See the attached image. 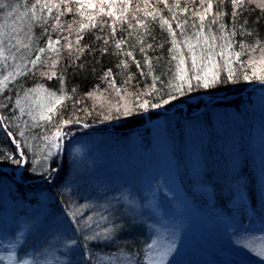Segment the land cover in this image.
<instances>
[{"label": "trees", "instance_id": "obj_1", "mask_svg": "<svg viewBox=\"0 0 264 264\" xmlns=\"http://www.w3.org/2000/svg\"><path fill=\"white\" fill-rule=\"evenodd\" d=\"M12 7L8 9H0V30L7 31L9 35L18 36L19 40L27 41L31 47L29 49L20 46L18 49H11L18 59L16 64H28V61L41 55V61L51 55L55 60V54L45 52L39 53L41 47L47 45V39H61V46L66 41L63 36H68L73 41L74 47L76 33L79 28L78 23L73 21H82L78 13L65 14L61 17V24L65 27L63 31H53L50 25L53 21L49 20L47 25H42L34 21H30L31 15L29 8L34 0H4ZM99 6V0H93ZM169 4H175L176 0H168ZM212 13L205 19L204 28L197 27L200 24L198 17L193 16V11H202L200 0H179L180 8L169 12L163 4H156V0H151L150 5L146 9L152 12L154 8L159 9L166 19L172 23L173 30L176 31V39L178 47L173 52L172 36L166 31V26H161L159 15L156 21H152L150 17H145V12H135L136 4H141L143 8V0H131L132 7L129 8L127 19H131L135 15L141 19H146L150 24V33L143 30L133 31L128 28V24H121L116 21V31L113 34L109 24L112 18L103 14H98V9H85V15L92 13L95 15V21H108V24L86 29L81 35L83 39L80 41L79 47H83V52L77 54L75 51L70 55L69 52L62 48L60 63L54 69L56 76L51 79L41 75L42 71H48L43 64H38L36 69L27 75L14 77L9 82V86L3 92H0V116L5 117L8 127H0V189H3L8 196L11 207L7 210L18 214H26L29 212L27 207H38L45 205L50 207V211L61 216L63 221L61 225L60 242H71L75 240L77 243L74 248V255L80 258V261L70 264H104V257L107 256L106 264H146V259L151 252L150 240L145 236L143 230L138 229L135 225L126 226L120 237L113 242L107 244L104 248L97 244V241L85 240L84 236L75 232L76 229L69 224L64 223L66 212L72 211V206L80 203L79 199L73 194H66L64 186L69 178L71 169L74 167L68 154L69 145L75 140H99L103 144L106 142H151L154 138L166 137L169 127L162 125H145V115L156 118L161 112L159 110H171V107L185 105L187 113H191L190 121H202L205 126V134L208 143L205 145V156L208 163V176L202 182V188L193 190L185 185V180L179 173V187L184 190L187 198V206L193 208L196 215L203 216L206 221L219 220L228 228L235 227V223L240 224L239 214L236 213L234 204L239 198L246 208L245 224L252 231L261 232L264 229V157H259V150L264 152V132L257 135L247 134L244 138L241 135L244 144H240L239 149L234 145L235 135L231 134L225 127L220 130L218 127V119L216 113L221 112L226 120L232 119V114L246 115V113H255L264 108V83L256 78L244 80L242 73L247 71L251 77L253 68L247 65L249 54L241 55L240 60L244 66L235 62L234 52L239 51L240 44L264 45V9L256 7V5H246L242 13L238 17H234L232 13L237 11L232 7L230 0L217 6V0H212ZM19 5V7H16ZM72 7H76L75 0ZM120 0H115V15L121 14ZM108 11V5H105ZM219 10L224 12L222 18L217 17L216 24H209V20ZM187 8L188 11H183ZM27 13V15H24ZM55 15V11L53 13ZM175 15L181 22L187 20L183 29L176 26V21L170 18ZM225 23L226 30H219V23ZM243 21L241 25L240 21ZM71 24V30L68 25ZM235 25V27H233ZM15 30V31H14ZM183 31V35L181 32ZM235 31L236 35L231 36L230 32ZM131 33V35H130ZM199 33V34H198ZM251 33V35H249ZM211 35H215L217 39L213 41ZM144 40V44L139 43V39ZM223 37H227L232 41V48L225 52V56L215 55L221 51L224 45ZM109 43L106 45L104 40ZM123 39L121 49L131 51L136 60L141 61L145 71H147L146 59H151L153 75L160 79L157 81L156 87L163 88L167 82L173 79L175 74V66L178 63L180 53H183L185 64L189 75L192 74L193 65L191 55L188 52L187 44L193 45V51L197 56V66L207 68V59H201L202 53L205 55L209 51L213 53V59L217 62L218 67L213 71L218 72L220 81L210 88L199 87L193 92L178 97L169 105H165L159 109H149L147 112L136 110V114L132 118L115 117V108L129 103L137 97L136 93H143L149 90L153 75L142 76L139 69L131 57H126L123 52L119 55L115 47L116 41ZM208 39V44H205ZM15 43V39L12 40ZM152 44L151 49L147 48V44ZM160 45H163L161 47ZM212 45V48H209ZM145 48V52H141V47ZM23 54V58L21 56ZM173 54L177 55V60H172ZM260 49L257 48L255 53H251L259 60ZM231 56V67L235 70L236 75L240 77L236 80H227L228 65L225 64L227 57ZM127 60L128 67H122V62ZM12 60L8 61V65H12ZM50 64L51 61H48ZM257 75L264 71L255 69ZM8 69L5 68L0 75H6ZM111 71V78L115 81V87H111L109 79L105 77ZM132 77L131 80L128 78ZM127 81V83H125ZM163 81V83H161ZM48 92H56L62 97L60 104H55L53 98L47 95ZM119 89V92H117ZM35 90V91H33ZM163 93H161L162 95ZM140 99L156 103L159 97L155 94L150 96H140ZM21 102L24 111L21 113L20 108L16 106V101ZM40 103V104H39ZM37 104L34 110L33 105ZM52 104L56 111L47 113L48 106ZM39 105V106H38ZM178 110V111H177ZM180 112L179 109H175ZM41 113H47L53 117L52 121L39 119ZM106 115L113 118L105 119ZM33 116L37 119H33ZM229 118V119H228ZM64 121H71L67 125ZM218 121V122H217ZM60 125L64 132L71 131L72 135L67 137L64 143L65 153L62 159L60 157H51L49 169L56 168L59 171L50 173L51 177L56 174L55 180L46 178L43 173L35 174L34 167L36 159L43 155L48 141L45 136H51L55 132V126ZM84 125H87L85 127ZM112 128H108L109 126ZM178 131L176 134L183 132V123L174 124ZM227 126V124H225ZM229 125V123H228ZM170 129V128H169ZM7 131H11L15 137L7 136ZM23 132L24 135L19 134ZM249 132V130H248ZM245 136V135H244ZM167 138H170L167 136ZM250 138V139H249ZM20 144L17 149L16 144ZM25 152L28 164L16 165L12 163L11 157H18L19 151ZM239 150L244 155L242 157V166L238 172H232L229 164V155ZM59 154V153H58ZM253 162V163H252ZM255 162V163H254ZM33 171H26L28 166ZM62 165L61 169L58 167ZM22 168L20 178H15V171ZM5 169V170H4ZM217 171V172H216ZM45 186H43V185ZM39 185V186H38ZM43 186V187H42ZM167 207H164V210ZM59 216V217H60ZM67 220V219H66ZM262 224V225H261ZM89 243V244H88ZM86 244V246H85ZM106 254V255H105ZM128 256V257H127ZM0 264H4L0 261Z\"/></svg>", "mask_w": 264, "mask_h": 264}, {"label": "rangeland", "instance_id": "obj_2", "mask_svg": "<svg viewBox=\"0 0 264 264\" xmlns=\"http://www.w3.org/2000/svg\"><path fill=\"white\" fill-rule=\"evenodd\" d=\"M257 68L264 71V64L257 63ZM36 105H33L34 110ZM159 111L161 113L154 119L146 114L145 125L169 127L166 137L157 136L150 143L126 144L82 139L69 145L68 154L74 167L64 192L75 195L80 203L72 206L71 212H66L64 223L76 229L77 235L109 233L112 236L110 242L120 237L126 226L133 224L150 240L151 252L146 264H264V229L252 231V224L247 228L246 208L239 198L234 207L240 216V224L235 223L232 228L219 220L206 221L186 205L188 200L179 187L178 174H182L188 188H202L209 172L204 150L208 143L204 131L206 124L201 120L190 121L192 114L187 113L185 105ZM230 117L232 119L227 121L223 113H216L218 127L220 130L225 127L235 135L233 143L238 149L244 144L241 135L246 138L249 133L264 132V108ZM177 122L183 123L180 136L175 135L180 129L174 126ZM66 139L60 141L59 151L51 149V157L61 159ZM49 149L50 145L43 150L42 157L36 159L40 163H35V174L49 169ZM243 156L239 150L229 155L232 172H238ZM258 156L264 157L263 150H259ZM15 173V178L19 179L22 168L16 169ZM55 177L56 174L51 179L55 180ZM8 206L11 207L8 196L0 189V261L4 264L80 261L74 255L75 246H71V242L58 240L63 221L60 215L49 210L50 207H27L29 212L18 214L10 210L5 213L4 208ZM74 212L76 216L72 218ZM110 242L101 237L97 244L104 248ZM106 259L107 256L104 264Z\"/></svg>", "mask_w": 264, "mask_h": 264}, {"label": "snow or ice", "instance_id": "obj_3", "mask_svg": "<svg viewBox=\"0 0 264 264\" xmlns=\"http://www.w3.org/2000/svg\"><path fill=\"white\" fill-rule=\"evenodd\" d=\"M114 2L115 0H99V6L93 2V0H75L76 7H72L74 0H34L33 3L30 5H25L29 8V11L31 13L29 19L30 21H34L36 23L47 25L48 21H53V24L50 25L53 31H63L64 25L61 24V17H63L65 14H72V13H78L81 17H83L82 21H73V23H78L79 28L76 33V40L74 47L73 41L69 39L68 36H63V40L66 41V43L61 46V39H47V45L45 47H41L38 51L40 54L45 53L46 51L55 54L56 59L53 60L52 56L49 55L45 61H41V55L35 56V58H32L28 61V64H16L15 61L18 59L17 55L11 51L13 48H19L20 46H23L25 49H29L31 47L30 43L27 41H21L19 40L18 36L9 35L7 31L0 30V73L3 72L5 68L8 69L6 75H0V92H3L7 89L9 86V82L12 81L14 77H19L21 75H27L29 72L36 69L38 64H43L44 67L48 68V71H42L41 75L51 79L52 77H55L57 74L55 72V68L57 64L60 63L59 57L61 56L62 48L67 50L69 54L71 55L73 51H75L77 54H80L83 52V47H79L80 41L83 39V33L86 29L90 30L92 28H96L98 26H102L105 24H108V21L106 20H100L99 23L95 21V15L92 13H89L88 15H85V9H98V14H103L109 18H112V23L109 24V27L112 29V33L114 34L116 31V21H120L123 25L124 23L128 24V28L132 29L133 31H138L137 26H139L140 30H143L145 33H150L151 28L150 24L147 22L146 19H141L135 15L131 16V19H127L129 15V8L132 7L131 0H120L121 4L123 5L121 7V14L119 16L115 15L114 10ZM232 7L236 8L237 11L235 13H232L234 17H238L241 15L242 10L246 5H256V7L260 9H264V0H230ZM151 0H143V8L141 7V4H136L134 11L135 12H145V17H150L152 21L157 20V16L159 15V22L161 26H166V31L170 33L172 36V44H173V52L175 53L177 47H178V41L176 39V31L173 30L172 23H170L169 19H166L162 13H159V9L154 8L152 12L146 11L148 6L150 5ZM225 3V0H217V6L219 4ZM156 4H163L164 7L169 12H174V9L180 8L181 5L179 3V0H176L175 4H169L168 0H156ZM105 5H108V11L105 10ZM200 5L202 11L195 12L193 11V16L198 17L200 20V24L197 26L199 28H204L205 19L212 13L213 9V2L212 0H200ZM12 7L8 3H5L4 0H0V9H8ZM16 7H19L17 5ZM55 11V15L53 14ZM183 11L187 12L188 9L184 8ZM24 15H27L25 13ZM224 12L219 10V7H217V12L212 15V18L209 20V24H216L217 23V17L222 18L224 16ZM171 20L176 21V26L179 29H183L184 25L188 23L187 20H184L183 22L179 21L175 15H173ZM241 25L243 24V21H240ZM68 29L71 30L72 25L69 24ZM235 27V25H233ZM219 30L221 32H224L226 30L225 23L221 22L219 23ZM15 31V30H14ZM183 31L181 32V35H183ZM199 34V33H198ZM131 35V33H130ZM231 36H235L236 32L232 31L230 32ZM251 35V33H249ZM15 39V43H12V40ZM139 39V36H138ZM211 39L215 41L217 37L215 35H211ZM224 39V45L220 52L215 53V55H219L221 57L225 56V52L232 48V41L229 40L227 37H223ZM104 43L107 45L109 41L107 39L104 40ZM124 43L123 39H120L116 41L115 47L118 50L116 53L117 55L120 54V52H123V54L126 57H131L132 61L135 63V66L140 71V75L147 76V75H153L152 73V60L146 59L145 63L147 66V71H145L144 66L142 65L141 61L136 60L135 56L131 51L124 52L123 49H121V44ZM139 43L141 45L144 44L143 39H139ZM185 43L188 47V52L191 55V62L193 65L192 74L189 75V72L187 70V66L185 64V59L183 56V53H180L178 63L175 66V74L172 80L167 82L163 88H157L156 84L157 81L160 79L158 76L153 75L152 84L148 91L143 93H136L134 94L137 99L125 103L122 106H117L115 108V117L116 119H119L121 117L124 118H132L136 114V110H141L143 112L149 111V109H159L163 108L165 105L171 104L173 101L177 100L178 97L186 95L187 93L193 92L194 89L203 87L205 89L212 87L214 84L221 82L220 81V75L218 72L213 71V69L218 67L217 62L213 59V53L211 51L208 52V54L205 55L202 53L201 59H207V68H200L197 66V56L195 52L193 51V45L191 43H188L187 40H185ZM205 44H208V39H205ZM163 47V45H160ZM153 47L152 44H147V48L151 49ZM240 50L234 52L235 62L241 64L243 67L244 64L240 60L241 55H244L246 53L249 54V59L247 61V65L253 68L251 77L248 74L247 71H244L241 75L244 80H250L251 78L258 79L261 83H264V74L257 75V72L255 70V65L257 63L264 64V45H256L253 47L252 45H245L240 44L239 45ZM209 48H212V45H209ZM257 48L260 49V58L257 60L254 56H251V53H255ZM141 52H145V48L142 46L140 48ZM23 57V54H21ZM26 58V57H23ZM177 55L173 54L172 60H177ZM12 60L14 63L12 65H8V61ZM48 61H51L49 64ZM231 62V56L227 57L225 60V64L228 65V74L226 79L227 80H236L239 79L236 75L235 70L230 65ZM122 67L127 68L128 62L127 60L122 62ZM112 74L111 71H109L108 75L105 77L106 79H109V83L111 87H115V81L111 78ZM129 80L132 79V77L128 78ZM127 83V81H125ZM163 83V81H161ZM43 91L47 92V95L53 98L55 104H60L62 102V97L58 96L56 92H48L46 89H42ZM35 91V90H33ZM117 92H119V89H117ZM161 93H163L161 95ZM157 95L159 99L156 103H151L149 100L140 99V96H150V95ZM16 106L20 108L21 113H23L24 109L21 106V102L19 100L16 101ZM56 108L54 105L50 104L47 108V113L55 112ZM47 113H41L39 119L46 120L51 122L53 117L51 115H48ZM113 118L111 115H106L105 119H111ZM33 119H37V117L33 116ZM68 123H71V121H64V124L67 125ZM87 127V125H84ZM0 127H4L7 129L8 125L5 122V117L0 116ZM20 136H23L24 133L21 132L19 134ZM72 133L69 130L68 132H64L60 125L55 126V132L49 137L45 136L44 139L48 141V145H50V149L47 151V157H51L53 155V152L51 149H56L57 151L60 150L61 144L60 141L66 139L67 137L71 136ZM7 136L13 137V140L15 141V137L13 136V133L11 131H7ZM46 145V147H48ZM17 149H20V144H16ZM25 152L23 150L19 151L18 157H11L12 163L16 165H22V164H28V161L24 159ZM35 163H40L39 161H34ZM26 171L31 172L33 169L29 165L26 169ZM59 170L56 168L47 169L43 175L51 179V175L49 173H55ZM76 213H73V217L75 218ZM134 222V220H133ZM103 237L105 242H110L112 240V236L109 233H94L85 235V240H96L99 242V240ZM76 241H71V246L76 245Z\"/></svg>", "mask_w": 264, "mask_h": 264}, {"label": "bare ground", "instance_id": "obj_4", "mask_svg": "<svg viewBox=\"0 0 264 264\" xmlns=\"http://www.w3.org/2000/svg\"><path fill=\"white\" fill-rule=\"evenodd\" d=\"M63 156H61V159H62Z\"/></svg>", "mask_w": 264, "mask_h": 264}]
</instances>
